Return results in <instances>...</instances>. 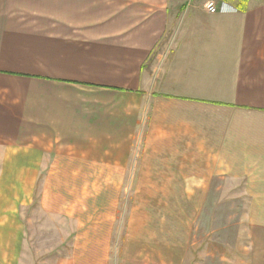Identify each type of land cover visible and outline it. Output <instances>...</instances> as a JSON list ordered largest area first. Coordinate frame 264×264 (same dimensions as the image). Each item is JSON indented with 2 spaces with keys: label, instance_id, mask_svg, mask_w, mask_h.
I'll return each mask as SVG.
<instances>
[{
  "label": "crops",
  "instance_id": "1",
  "mask_svg": "<svg viewBox=\"0 0 264 264\" xmlns=\"http://www.w3.org/2000/svg\"><path fill=\"white\" fill-rule=\"evenodd\" d=\"M205 2L0 0V264L48 174L107 171L248 200L240 264H264V0ZM73 240L56 264H100Z\"/></svg>",
  "mask_w": 264,
  "mask_h": 264
},
{
  "label": "rangeland",
  "instance_id": "2",
  "mask_svg": "<svg viewBox=\"0 0 264 264\" xmlns=\"http://www.w3.org/2000/svg\"><path fill=\"white\" fill-rule=\"evenodd\" d=\"M129 177L115 171L48 174L33 189L31 203L17 210L25 231L21 264H56L70 256L72 239L100 264L246 262L248 200L191 199L190 189L113 187L133 185ZM14 191L8 190L11 204L22 197L18 184ZM40 200L54 215L43 212Z\"/></svg>",
  "mask_w": 264,
  "mask_h": 264
},
{
  "label": "built area",
  "instance_id": "3",
  "mask_svg": "<svg viewBox=\"0 0 264 264\" xmlns=\"http://www.w3.org/2000/svg\"><path fill=\"white\" fill-rule=\"evenodd\" d=\"M205 7L210 13L225 12L227 9H234L230 3L223 0H206Z\"/></svg>",
  "mask_w": 264,
  "mask_h": 264
},
{
  "label": "trees",
  "instance_id": "4",
  "mask_svg": "<svg viewBox=\"0 0 264 264\" xmlns=\"http://www.w3.org/2000/svg\"><path fill=\"white\" fill-rule=\"evenodd\" d=\"M223 1H229V0H223ZM234 1H236L238 5H241L244 7L248 0H234Z\"/></svg>",
  "mask_w": 264,
  "mask_h": 264
}]
</instances>
